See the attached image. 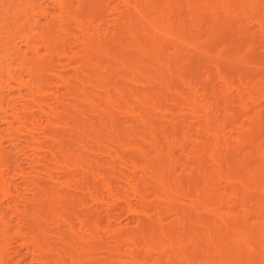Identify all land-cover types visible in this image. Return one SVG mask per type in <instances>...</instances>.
I'll use <instances>...</instances> for the list:
<instances>
[{
	"label": "bare ground",
	"instance_id": "obj_1",
	"mask_svg": "<svg viewBox=\"0 0 264 264\" xmlns=\"http://www.w3.org/2000/svg\"><path fill=\"white\" fill-rule=\"evenodd\" d=\"M20 249L264 264V0H0V264Z\"/></svg>",
	"mask_w": 264,
	"mask_h": 264
},
{
	"label": "rangeland",
	"instance_id": "obj_2",
	"mask_svg": "<svg viewBox=\"0 0 264 264\" xmlns=\"http://www.w3.org/2000/svg\"><path fill=\"white\" fill-rule=\"evenodd\" d=\"M25 250L24 249H20V256H23L22 257V264H24V262H25V264H29L28 263V258L26 257V256H24L25 255V252H24ZM26 257V258H25ZM25 258V259H24Z\"/></svg>",
	"mask_w": 264,
	"mask_h": 264
}]
</instances>
